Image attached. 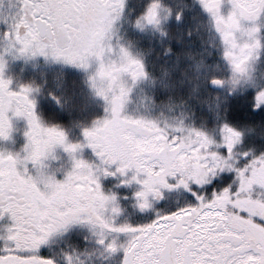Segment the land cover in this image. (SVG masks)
Segmentation results:
<instances>
[{"label":"snow or ice","instance_id":"6c2138e0","mask_svg":"<svg viewBox=\"0 0 264 264\" xmlns=\"http://www.w3.org/2000/svg\"><path fill=\"white\" fill-rule=\"evenodd\" d=\"M17 2L14 15L0 17V140L10 138L15 118L25 123V142L22 155L0 151V217L11 220L0 237V264H58L55 253L40 249L77 229L90 232L94 247L105 259L117 256L119 264H264V84L254 79V67L264 58V0ZM197 6L210 18L226 74L218 75V65L194 53L193 30L181 29L186 17L195 19ZM126 21L139 35L151 31L165 39L164 26H177L178 38L163 53L175 56V65L164 72L159 89L146 59L120 41ZM5 53L18 60L42 57L72 76H84L94 97L103 101L105 115L79 126L81 139L73 142L63 124L45 117L65 124L72 118L74 81L46 90L14 84ZM196 55L201 59L192 83L186 69ZM177 73L205 95L230 86L227 106L221 113L217 104L213 112L218 135L183 120L169 124L128 113L137 88L150 80L153 94L158 91L162 102L171 101L182 90ZM241 86L244 90L233 100ZM250 137L253 146L246 147ZM57 148L71 160L62 179L41 171ZM84 149L94 162L80 158ZM229 173L232 182L217 191L213 186ZM103 177L134 185L131 198L141 213L164 200L166 192L183 190L191 200L146 223H117L119 197L103 190ZM205 187L213 188L210 196L203 194ZM62 258L64 264H83L72 252H63Z\"/></svg>","mask_w":264,"mask_h":264},{"label":"rangeland","instance_id":"374dc122","mask_svg":"<svg viewBox=\"0 0 264 264\" xmlns=\"http://www.w3.org/2000/svg\"><path fill=\"white\" fill-rule=\"evenodd\" d=\"M18 7L17 0H0V17L10 18L12 15L15 14ZM205 16L206 19V27H207V49L204 51V55L208 57L209 63L213 65H218L219 71H223V74H226V66L224 65L223 60L220 58L219 49L220 45L218 39L216 38V34L212 29V24L210 18L207 16L203 10L197 6ZM228 5L225 3L222 6V11L226 14L228 11ZM166 26V25H165ZM164 26V28H165ZM4 28V24H2L1 29ZM120 41L126 44L127 41L135 40L134 32L129 27L128 23L125 22L123 27L119 29L118 32ZM131 36V38L129 37ZM144 36V35H141ZM145 36L148 37H158L159 33H154L148 31ZM134 48V47H133ZM136 48H134L135 50ZM4 45L0 44V52H3ZM138 52V51H137ZM209 53L212 55L209 57ZM5 59L7 61V76H9L14 84H19L18 81L15 79V72L18 71L20 73L24 72H35V71H46V72H57L58 75L62 73H69L67 69L63 66L54 64L50 61H45L42 57H37L35 59L23 60V59H13L10 53H5ZM199 62V61H198ZM196 63V65L198 64ZM94 67V65H93ZM82 79L83 88L86 93H88L89 98L95 104L101 107L102 118L105 114L103 111V101L95 98L91 90L88 88L85 77L82 75H77ZM254 79L257 84H264V58L255 65L254 67ZM151 86L152 81H148L140 85L137 88L135 96L133 98L132 104L128 107V113L133 115H146L152 118H156L161 120L162 122H167L168 119L171 121L167 122L169 124L174 123L176 121L182 120L181 117L178 118L176 114L173 113L172 115L168 114V108L166 106H159L156 104L152 98L151 94ZM229 88L230 86H226ZM243 86L237 89L236 92H242ZM40 97V96H39ZM38 97V99H39ZM13 131L10 135L8 140H0V151H7L12 153H21L22 155V148L24 144V136L23 132L25 130V123L23 120L15 119L12 120ZM208 131V130H207ZM212 133H216L215 131H209ZM70 139L75 142L78 139H81L80 133L78 132H68ZM80 158L85 159L90 162L95 161L94 155L91 153L90 150L84 149L82 152L79 153ZM43 168L41 171L45 174H52L55 175L57 179H62L63 174L71 167V160L67 154H65L62 149L57 148L53 156L49 157L45 161H43ZM229 178V183L232 182L233 175L231 173L226 174ZM101 185L103 182L107 184V192L116 193L119 197V203L121 205L122 212L117 217L116 222H127L130 224H138V223H146L149 222L151 219L155 218L157 213H162L167 211L171 207L175 206H182L188 203L191 200L189 194H186L183 190L181 191H174V192H166L165 199L159 201L153 205V208L146 211V212H139L135 209L134 203L132 201V191L134 190L135 186H123L119 184L118 177H103L101 179ZM203 194L206 196L211 195L210 187H205L203 190ZM125 197H128L125 199ZM264 198V195L261 196ZM11 224V220L8 218L7 215L0 217V237H3L6 234V228ZM87 238L88 243L87 245L84 244V240ZM121 240L124 237H120ZM94 240L93 235L85 229H77L76 231L57 237L55 240L52 241L49 247H42L40 249L41 254L53 252L57 256L58 264H64L62 253L63 252H72L75 254L76 258L79 261H82L83 264H119V259L117 256L109 257L107 259L101 253L100 249L94 247L92 241ZM3 243V240H0V244Z\"/></svg>","mask_w":264,"mask_h":264},{"label":"trees","instance_id":"16d2710c","mask_svg":"<svg viewBox=\"0 0 264 264\" xmlns=\"http://www.w3.org/2000/svg\"><path fill=\"white\" fill-rule=\"evenodd\" d=\"M194 15L195 19L186 17L185 23L181 26V29L191 28L193 30L195 45L192 47V51L194 53H203L207 49L208 41L206 21L203 20L202 11L198 7L195 9ZM2 24L3 23L0 22V30H2ZM165 31L168 33L167 39L161 37L160 35L153 38L145 36V34L144 36H141L134 32L135 40L130 39L126 42V44H131L134 48H136L135 51H138L146 59L150 72L156 78L157 89H159L161 82L164 79V72L166 70L171 71L175 65V56H165L163 53L164 48L169 44V42L178 38L179 31L174 23L170 25L166 24ZM129 37L131 38V36ZM204 56L207 57L206 55ZM200 59V55H196L195 59L191 61L190 67L186 69L187 78H190L192 83L196 82V63L200 61ZM187 63L188 62L185 61L181 64V67L184 68ZM217 74L223 75V71L218 70ZM14 76L19 84H32L40 86L42 90H46L49 85L54 83H63L66 79L74 81L77 93V105L72 118H70V120L65 124L63 121L56 120L51 117H45L46 122L48 123L63 124L68 132H78L79 126L90 124L92 120L100 118L102 115L101 107L91 101L88 93H86L83 88L82 79L79 76H72L70 73H62L58 75L57 72H46L42 70L24 73L16 71ZM175 79L177 88L182 90L178 91L171 101L162 102L159 92L157 91L154 95L153 86H151V94L154 102L159 106H166L168 108L169 115L173 116L174 113L178 116V113H180L178 118L181 117L185 124L218 133V126H214L213 124V112L215 111L217 104H220L221 106V113L223 112L224 107L227 106L224 101L228 88L225 87V90L219 93H210L205 95L198 91H193L191 86L188 84V79L181 77L178 73L175 75ZM181 81H183V83H181ZM240 93L236 92V96L232 99H238ZM38 100L40 102L45 100L43 94ZM210 108L212 109V112L209 111ZM41 111L43 114V110ZM169 121L171 120L168 119L167 122ZM251 123L255 124L257 121H252ZM252 139L254 138H248L249 142L246 147L253 146ZM232 175L234 176V174ZM228 180V175L225 174L224 178L219 179L213 187H215L218 191L223 186L229 184ZM102 188L107 193V184L103 185L102 182ZM210 190L212 191L213 188L210 187Z\"/></svg>","mask_w":264,"mask_h":264},{"label":"flooded vegetation","instance_id":"af4514ba","mask_svg":"<svg viewBox=\"0 0 264 264\" xmlns=\"http://www.w3.org/2000/svg\"><path fill=\"white\" fill-rule=\"evenodd\" d=\"M202 15H203V20H205L206 21V19H205V16H204V14L202 13ZM208 16V15H207ZM207 23V22H206ZM125 24V23H124Z\"/></svg>","mask_w":264,"mask_h":264}]
</instances>
